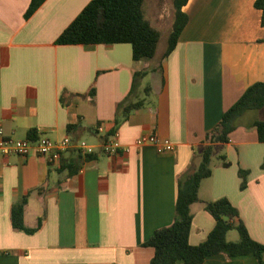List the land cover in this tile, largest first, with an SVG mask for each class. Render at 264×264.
Instances as JSON below:
<instances>
[{
    "label": "crops",
    "instance_id": "obj_1",
    "mask_svg": "<svg viewBox=\"0 0 264 264\" xmlns=\"http://www.w3.org/2000/svg\"><path fill=\"white\" fill-rule=\"evenodd\" d=\"M255 1L188 0V23L175 49L135 60L127 42L56 43L90 0H44L29 17L32 0H0V126L15 139L29 138L35 128L36 138L70 136L95 147L71 176L68 165L41 156H0V264H150L154 250L142 244L173 223L179 176L198 163L223 113L264 81V17ZM147 18L162 32L159 8ZM138 73L131 100L145 104L123 118L120 103ZM257 119H264V108L244 114L229 142L216 146L212 175L201 182V201L192 208L190 244L204 242L215 226L204 203L223 197L264 244ZM113 130L122 149L110 155L103 147ZM144 134L169 138L176 148L159 153L153 144L137 145ZM78 154L70 148L61 158L68 164ZM240 169L248 172L245 187ZM24 195L25 226L38 227L34 233L12 225V206ZM202 264L258 261L253 254L219 253Z\"/></svg>",
    "mask_w": 264,
    "mask_h": 264
},
{
    "label": "trees",
    "instance_id": "obj_2",
    "mask_svg": "<svg viewBox=\"0 0 264 264\" xmlns=\"http://www.w3.org/2000/svg\"><path fill=\"white\" fill-rule=\"evenodd\" d=\"M44 0H32L26 17H29ZM146 0H90L81 13L63 30L56 40L58 44H111L127 42L132 45L135 60L148 59L156 54L161 31L152 25L146 17L144 3ZM188 0H173L174 16L168 35L165 55H169L176 47L180 33L188 23V15L183 10ZM255 7L263 10L264 0H256ZM134 78L132 93L120 103L126 118L128 114L145 104V99L131 100L135 91L138 76ZM95 88H92L94 93ZM264 108V81L250 85L240 98L227 109L220 120L206 135L205 143L200 147L198 163L178 178V193L175 206V218L171 225L156 230L142 245L151 247L154 255L150 264H202L204 260L215 254L236 257L253 254L258 264H264V244L255 240L246 225L240 220L238 209L226 198L204 203V208L214 217L216 223L208 238L198 245L189 242L193 219V205L200 202L199 188L201 182L212 175V160L216 146L229 142L230 134L241 125V118L251 110ZM120 121L118 117L116 123ZM258 138L264 142V119L254 122ZM70 125L69 127H71ZM116 132L108 133L106 140ZM29 137L35 139L37 130L29 131ZM89 159L80 152L77 157L68 161L61 158L62 166L68 165L69 175H74L83 159ZM223 165L230 162L225 154L220 155ZM246 186L248 172L240 169ZM28 195H24L11 209L12 225L16 229L34 233L36 228L25 226L24 214ZM237 230L239 238L230 240L228 234Z\"/></svg>",
    "mask_w": 264,
    "mask_h": 264
},
{
    "label": "built area",
    "instance_id": "obj_3",
    "mask_svg": "<svg viewBox=\"0 0 264 264\" xmlns=\"http://www.w3.org/2000/svg\"><path fill=\"white\" fill-rule=\"evenodd\" d=\"M137 145L153 144L159 153H170L176 148L175 144L165 137L157 134H144L136 140ZM74 148L82 155L87 156L95 152V147L86 140H73L66 136L60 141H54L49 137L15 139L6 135L3 127L0 126V156L11 155L29 156L37 155L44 157L48 163H59L63 152ZM122 149L119 141V133L116 131L105 142L103 150L115 155Z\"/></svg>",
    "mask_w": 264,
    "mask_h": 264
},
{
    "label": "rangeland",
    "instance_id": "obj_4",
    "mask_svg": "<svg viewBox=\"0 0 264 264\" xmlns=\"http://www.w3.org/2000/svg\"><path fill=\"white\" fill-rule=\"evenodd\" d=\"M158 8L162 11V13L165 16V24L162 26L163 30L161 32V37L158 43L156 55L151 60H156L157 58H159L163 54L164 50L168 45V35L170 31L168 32L167 28L171 23V21H173V16H174L173 0H146L144 3V11L147 17H149V15L151 16L153 11L155 12L156 9ZM237 236H238L237 230L230 231L229 239H236Z\"/></svg>",
    "mask_w": 264,
    "mask_h": 264
}]
</instances>
